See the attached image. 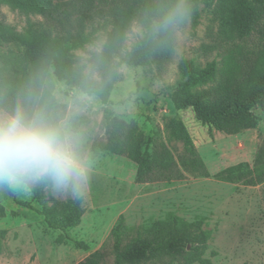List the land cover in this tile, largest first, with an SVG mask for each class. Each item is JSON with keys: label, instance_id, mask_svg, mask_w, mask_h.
<instances>
[{"label": "trees", "instance_id": "obj_1", "mask_svg": "<svg viewBox=\"0 0 264 264\" xmlns=\"http://www.w3.org/2000/svg\"><path fill=\"white\" fill-rule=\"evenodd\" d=\"M154 0H0L28 14L42 17L31 22L23 32L0 22V105L12 102L19 93L43 80L47 91L55 99L63 113L55 93L54 81L81 88L80 68L72 52L84 48L95 38L98 30L107 32L103 57L117 71L99 91H91L106 105L104 122L107 139L95 141L93 149L116 155H124L137 164L136 181L148 182L158 173L166 178L183 176L179 167L196 176L214 177L228 183L256 186L264 182V143L260 146L253 163L240 162L211 174L200 155L193 136L180 115L167 118L169 139L180 142L183 152L176 158L173 152L154 137H147L135 121L115 116L110 94L121 76L122 64L148 66L169 62L175 51L176 33L166 42L154 45L149 40L134 43L125 50L128 34L135 21ZM202 0H189L191 18L182 27H197L201 18ZM221 34L230 40H242L253 30L264 37V0H217L214 10ZM110 27V29H109ZM181 80L168 93L174 108L179 111L192 108L196 118L225 134H238L257 128L264 121V69L243 72L233 55H229L223 68L216 61L205 67H197L192 60L179 63ZM209 86V88H203ZM32 200L19 198L15 190L7 191L14 202L25 209L41 214L50 227L57 228L53 220L65 216L68 227H76L85 213L76 199L47 198L49 187H31ZM37 202L40 206L35 205ZM12 216L18 215L13 210ZM8 211L0 206V218ZM206 218L197 216L187 220L175 211L161 218H152L139 225H128L120 216L112 229L111 238L114 264H156L164 258L177 260L179 264H213L206 256L211 234L204 228ZM7 230L0 232V252H5L4 239ZM69 235L60 242L71 240ZM83 248L87 244L79 243ZM103 254L96 251L81 264H102ZM243 264H248L247 262Z\"/></svg>", "mask_w": 264, "mask_h": 264}, {"label": "rangeland", "instance_id": "obj_2", "mask_svg": "<svg viewBox=\"0 0 264 264\" xmlns=\"http://www.w3.org/2000/svg\"><path fill=\"white\" fill-rule=\"evenodd\" d=\"M216 3L217 0H202L197 27L189 23L178 30L169 62L148 66L122 64L121 76L110 94L115 116L135 121L147 137L164 143L176 158L183 152V145L169 139L166 121L180 115L211 174L240 162L253 163L264 143V121L257 128L225 134L202 124L192 108L177 111L167 95L182 78L179 63L183 59L192 60L201 68L216 61L223 68L226 58L233 55L245 73L264 69V37L253 30L242 40L225 38L214 14ZM41 20L39 15L0 3V22L9 24L16 32ZM130 33L125 50L134 45L129 40ZM94 36L84 48L72 52L80 69L88 50L98 40H107L104 30H98ZM54 84L58 101L66 106L63 113L73 117V127L80 133L82 147L91 160L89 184L84 198L79 200L85 213L76 227H68L66 217L62 216L53 220L58 226L53 228L41 214L20 207L6 190L0 189V206L8 211L6 217L0 218V232L7 230L6 251L0 252V264H81L96 251L103 254L102 264H114L111 232L120 216L132 226L161 218L169 211L187 220L206 218L204 228L211 234L206 256L213 264H264V182L256 186L228 183L196 176L182 167L180 178L168 180L166 173L158 172L151 181L137 182L134 161L93 149L95 141H105L108 136L104 122L106 105L95 96L77 99L84 92L63 81L55 80ZM13 189L19 198L32 200L31 187ZM46 194L47 198L75 199L71 194L53 193L50 188ZM13 210L18 215L12 216ZM64 235L72 239L60 242ZM80 242L88 248L81 247ZM156 264L179 263L167 257Z\"/></svg>", "mask_w": 264, "mask_h": 264}, {"label": "clouds", "instance_id": "obj_3", "mask_svg": "<svg viewBox=\"0 0 264 264\" xmlns=\"http://www.w3.org/2000/svg\"><path fill=\"white\" fill-rule=\"evenodd\" d=\"M191 18L189 0H154L134 22L129 40L160 45ZM105 41L98 40L82 58L83 97L101 90L117 71L105 62ZM73 117L62 113L41 79L7 105H0V187L45 185L53 193L84 198L91 160Z\"/></svg>", "mask_w": 264, "mask_h": 264}]
</instances>
